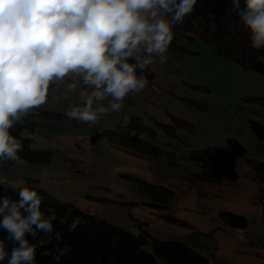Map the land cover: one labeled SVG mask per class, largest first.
<instances>
[{"label": "crops", "instance_id": "crops-1", "mask_svg": "<svg viewBox=\"0 0 264 264\" xmlns=\"http://www.w3.org/2000/svg\"><path fill=\"white\" fill-rule=\"evenodd\" d=\"M178 43L181 49L167 50L164 64L156 57L148 66V85L141 93H130L119 112H109L95 124L65 114L81 104L80 88L62 98V87H50L40 108L62 115L43 117L36 109L32 137L35 147L51 150L52 157L47 163L21 159L14 165L19 163L23 178L37 179L56 198L117 225L135 229L139 223L159 239L184 241L204 253L207 264H264L262 181L252 173L253 159L264 160V142L251 127L253 121L264 125V76L215 53L198 37L181 38ZM133 116L152 130V135L143 137L157 153L174 156L192 179L201 172L200 164L189 158L195 150L225 147L227 138L234 136L248 155L236 159L238 175L232 181L193 179L192 187L170 182L169 168L150 162L146 153L112 146L101 134L118 122L127 124ZM173 116L186 127H176ZM95 133L99 135L92 141ZM73 161L96 170L73 173ZM132 178L170 187L172 195L165 207L148 204ZM221 210L247 215V226L224 224L219 220Z\"/></svg>", "mask_w": 264, "mask_h": 264}, {"label": "clouds", "instance_id": "clouds-1", "mask_svg": "<svg viewBox=\"0 0 264 264\" xmlns=\"http://www.w3.org/2000/svg\"><path fill=\"white\" fill-rule=\"evenodd\" d=\"M232 0L249 33L250 46L264 49V0ZM197 0H0V167L20 162L22 143L12 134L30 113L43 106L50 87L63 97L80 88L81 104L65 114L95 124L119 112L130 93L148 85V66L166 62L173 28L191 15ZM257 59L264 63V56ZM131 61V62H130ZM147 70V72H146ZM139 72V75L137 74ZM108 101L107 105L103 102ZM7 188L14 185L0 178ZM19 199L0 198V262L37 264L40 233L54 231L34 188L22 187ZM6 240L13 242L6 250Z\"/></svg>", "mask_w": 264, "mask_h": 264}, {"label": "trees", "instance_id": "trees-1", "mask_svg": "<svg viewBox=\"0 0 264 264\" xmlns=\"http://www.w3.org/2000/svg\"><path fill=\"white\" fill-rule=\"evenodd\" d=\"M241 9L244 0H240ZM198 37L212 46L215 53L238 62L242 67L264 76V63L257 57L264 56V49L254 50L250 46L249 33L243 30L237 10L233 9L232 0H197L194 11L187 16L183 24L173 28V38L168 50H180L178 39ZM36 113L43 117H59L62 114L37 109ZM30 113L23 125H16L12 134L22 143L18 153L22 160L30 163H47L52 151L34 146L32 133L35 122ZM176 127H186V123L173 116ZM164 128L166 125L159 124ZM251 127L257 139L264 142V125L252 122ZM105 134L110 145L149 156L157 153L143 134L152 135V130L145 126L140 117L133 116L127 124L118 122L106 128ZM247 148L234 136L227 138L225 147H207L195 150L189 158L201 166V172L193 179L210 183H224L237 177L235 161L239 157H247ZM256 178L262 181V214L264 224V160L253 159ZM14 162L8 161L2 167L11 168ZM7 181V180H6ZM137 190L147 197L150 205L165 207L172 195V189L165 184L154 183L140 178H132ZM14 185L13 183L7 181ZM16 188L0 184V198L9 196L18 200V192L22 187L34 188L41 195L42 210L53 218L54 231L45 235L40 233V241L28 236L30 243L37 245V264H207L208 258L199 249L178 239H159L151 234L142 224L135 229L112 223L105 218L78 209L72 202L60 200L43 188L35 178H27ZM172 221L176 219L167 216ZM2 219V217H0ZM219 220L224 224L245 228L248 216L229 210H221ZM7 232L0 229V239H6ZM13 242L6 240V250L11 251ZM0 264H6L0 262Z\"/></svg>", "mask_w": 264, "mask_h": 264}, {"label": "built area", "instance_id": "built-area-1", "mask_svg": "<svg viewBox=\"0 0 264 264\" xmlns=\"http://www.w3.org/2000/svg\"><path fill=\"white\" fill-rule=\"evenodd\" d=\"M150 162L154 164H159L164 167L169 168L171 171L167 176L168 181L170 182H178L182 185L192 187L196 183L194 180L189 176L187 170L181 168L178 164L177 160L174 156L165 153H154L149 156ZM96 169L91 168L84 164L82 161H73L70 165V171L75 172H94ZM254 177H256L255 170L252 171Z\"/></svg>", "mask_w": 264, "mask_h": 264}, {"label": "rangeland", "instance_id": "rangeland-1", "mask_svg": "<svg viewBox=\"0 0 264 264\" xmlns=\"http://www.w3.org/2000/svg\"><path fill=\"white\" fill-rule=\"evenodd\" d=\"M20 162H22L21 159ZM24 162H28V161L25 160ZM19 163H15L14 167L11 168L0 167V178H3L13 183L14 185H22L27 180V178L22 177L24 168L20 165L21 163L20 164ZM31 164H36V163H31Z\"/></svg>", "mask_w": 264, "mask_h": 264}, {"label": "water", "instance_id": "water-1", "mask_svg": "<svg viewBox=\"0 0 264 264\" xmlns=\"http://www.w3.org/2000/svg\"><path fill=\"white\" fill-rule=\"evenodd\" d=\"M130 62H131V61H130ZM146 72H147V70H146ZM137 74H139V72H138ZM98 135H99V133H95V134H93V135L91 136V140H92V141L96 140L97 137H98Z\"/></svg>", "mask_w": 264, "mask_h": 264}]
</instances>
